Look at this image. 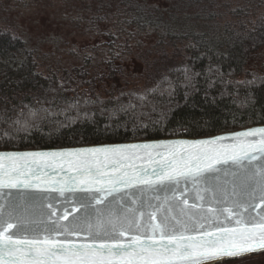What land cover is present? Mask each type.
Instances as JSON below:
<instances>
[{
  "label": "snow or ice",
  "instance_id": "snow-or-ice-1",
  "mask_svg": "<svg viewBox=\"0 0 264 264\" xmlns=\"http://www.w3.org/2000/svg\"><path fill=\"white\" fill-rule=\"evenodd\" d=\"M44 193H58L80 215L66 207L57 215L56 197ZM258 251L264 128L0 154V264H218Z\"/></svg>",
  "mask_w": 264,
  "mask_h": 264
},
{
  "label": "trees",
  "instance_id": "trees-1",
  "mask_svg": "<svg viewBox=\"0 0 264 264\" xmlns=\"http://www.w3.org/2000/svg\"><path fill=\"white\" fill-rule=\"evenodd\" d=\"M260 1L64 0L99 18L115 14L170 46L171 56L134 85L106 86L85 65L41 69L24 36L0 20V149L201 137L263 124ZM225 6L232 19L223 18Z\"/></svg>",
  "mask_w": 264,
  "mask_h": 264
},
{
  "label": "rangeland",
  "instance_id": "rangeland-1",
  "mask_svg": "<svg viewBox=\"0 0 264 264\" xmlns=\"http://www.w3.org/2000/svg\"><path fill=\"white\" fill-rule=\"evenodd\" d=\"M224 9L223 18L232 19L231 6ZM256 11L254 19L264 13V0ZM88 12L64 0H0V20L24 36L41 69L85 65L102 73L106 86L134 85L144 81L148 66L171 56L156 32L122 26L115 14L99 18ZM218 264H264V251Z\"/></svg>",
  "mask_w": 264,
  "mask_h": 264
},
{
  "label": "water",
  "instance_id": "water-1",
  "mask_svg": "<svg viewBox=\"0 0 264 264\" xmlns=\"http://www.w3.org/2000/svg\"><path fill=\"white\" fill-rule=\"evenodd\" d=\"M255 128H264V123L263 124H255L247 127H243L237 130H232V131H226V132H221L217 133L214 135H208V136H201V137H187V136H172V137H165V138H154V139H141V140H132V141H122V142H109V143H98V144H86V145H80V146H69V147H52V148H32V149H0V154H7V153H25V152H56V151H66V150H75L79 148H88V147H112V146H118V145H130V144H159L160 142L164 141H176V140H187V141H199V140H211L215 139L216 137L219 136H230L234 133L237 132H242V131H248L251 129ZM229 141H224L223 143H228ZM136 163L139 165L141 163H146V161H136ZM187 187L188 189L192 188L191 183H188L186 186L184 183L181 184V188ZM129 191L133 193H137L136 189H129ZM139 194V193H137ZM39 195H52L55 196L57 199V215H62L63 209L66 207L67 210L72 213L73 215H80L79 212H73V205L72 204H63L61 203L62 199L59 197L58 193H52V194H39ZM70 195V194H69ZM80 195V194H77ZM155 195H159L163 197L164 193H155ZM193 192H189V196H193ZM192 201L190 200V203ZM153 203H158V201H153ZM45 212L50 211L49 209L45 208ZM38 215V212H37ZM55 218V217H53ZM69 221L72 219V215H69ZM62 223H67L68 221H61ZM263 252V251H258L256 253ZM252 253V254H256ZM249 254V255H252ZM248 256V255H246ZM234 260L238 258H223L222 260ZM221 260V261H222Z\"/></svg>",
  "mask_w": 264,
  "mask_h": 264
},
{
  "label": "flooded vegetation",
  "instance_id": "flooded-vegetation-1",
  "mask_svg": "<svg viewBox=\"0 0 264 264\" xmlns=\"http://www.w3.org/2000/svg\"><path fill=\"white\" fill-rule=\"evenodd\" d=\"M232 260V259H231ZM235 260V259H234ZM222 261H228V260H222ZM233 261V260H232ZM221 261H219V263H220Z\"/></svg>",
  "mask_w": 264,
  "mask_h": 264
}]
</instances>
